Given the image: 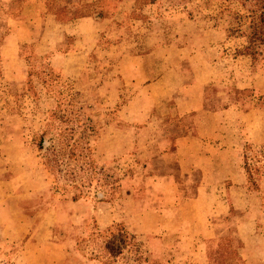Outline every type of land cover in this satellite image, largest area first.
Segmentation results:
<instances>
[{
	"label": "rangeland",
	"instance_id": "obj_1",
	"mask_svg": "<svg viewBox=\"0 0 264 264\" xmlns=\"http://www.w3.org/2000/svg\"><path fill=\"white\" fill-rule=\"evenodd\" d=\"M263 6L0 0L11 238L22 243L23 227L39 243L66 232L76 252L62 263L63 245L36 247L39 262H15L13 249L0 264H264ZM184 152L200 167L181 171ZM204 182L216 183L206 213L203 197L186 204ZM21 197L39 206L16 214ZM207 228L214 237L201 236Z\"/></svg>",
	"mask_w": 264,
	"mask_h": 264
},
{
	"label": "crops",
	"instance_id": "obj_2",
	"mask_svg": "<svg viewBox=\"0 0 264 264\" xmlns=\"http://www.w3.org/2000/svg\"><path fill=\"white\" fill-rule=\"evenodd\" d=\"M71 1H76V0H71ZM184 153L186 155L180 156L179 167L181 168V171L189 172L192 168H195L196 165H197V167H200L198 165V161H195V159L193 158L192 153L190 154V156L188 155L189 153H186V152H184ZM2 167L5 168L6 166L4 164H0L1 169H2ZM3 172H5V170H3ZM0 182L8 184L10 181L7 180V178H2V179H0ZM215 185H216V183H212V182H210V184L207 182L200 183L199 185H197V188H196L197 193H195V195L193 197L188 199L186 204L193 203V205H194V203L197 202V200H201V198L203 197L204 198L203 202H204V206H205V212L204 213H206V210L208 208V206L206 205L207 200L211 199V197H216V192L214 191V189H212L213 186H215ZM41 187H43V186H40L39 188H41ZM0 192H1V190H0ZM4 195H5V192H2V194H0V243L4 244V247H2V244H0V262H3L4 258L8 254L13 252V249H15V252H16L15 256L18 257V260H14L15 262H21V260L27 261V262H34V261L39 262V260H37L38 254H35V252H30V254H28V252L32 248L33 249L35 248V250H36V247L48 248L47 246H49V245H51L53 247H57V246L60 247L61 245H63L64 248H67L69 250V252H67V255L63 256V258L61 260L62 263L63 262H75L74 256L76 255V252H73V249H72L73 244H75V242H73V244H72L69 241L71 239L68 240L66 232H63L59 236V237H62L61 240H52V241L46 242V243H39L33 239L34 233H28L29 231L33 232V230L29 229L28 227L27 228L23 227L20 229V233L22 235H26V233H27L28 236L22 243L17 245L15 243V241L11 238V231H12V228H11L12 227L11 226L12 219H11V217L12 216L11 215L9 216V214L4 213L5 207H3V205H5V201L7 200V197L6 196L4 197ZM20 199H21V201L16 203L17 204L16 210L14 212L16 214H27V213H29L28 209H23L22 207L19 206L20 203L21 204L22 203L32 204L31 209H34L35 205H37V204L39 206V203L35 204L36 201L32 198L21 197ZM29 201H31V203ZM215 207H219V205L217 204ZM214 211H216V210H214ZM217 212H218V209H217ZM76 219H78V222H80L78 216H73L71 221L74 225H76V223H78ZM8 225H9V227H8ZM71 227L72 226H70V228ZM130 232H132V235L135 234L138 238H140L139 236H141V233L134 228H130ZM200 233H201V236L203 238H206V239H209V238H212L215 236L214 231L211 229H208V228L205 230H201ZM164 237L166 240V235L158 237V240L160 241V239H162ZM183 242H185L184 238L180 236L179 241H176L174 244H171L169 246L168 250H172L175 248L177 249V245L179 246ZM187 247H188V244H187ZM24 254H25V257H24ZM27 254H28V256H27ZM168 262H171V261L165 260L163 263L168 264ZM67 264H69V263H67Z\"/></svg>",
	"mask_w": 264,
	"mask_h": 264
},
{
	"label": "trees",
	"instance_id": "obj_3",
	"mask_svg": "<svg viewBox=\"0 0 264 264\" xmlns=\"http://www.w3.org/2000/svg\"><path fill=\"white\" fill-rule=\"evenodd\" d=\"M257 3H263L264 4V0H255ZM264 9V6L262 7ZM260 21H263L264 22V11L262 12V15L260 16ZM256 24V25H255ZM253 32H252V39L249 40V45L246 46V48L249 50V54L251 55H256V54H259V45L257 43V41H261L262 38L260 36V34L262 33L258 28V24L255 22L253 23ZM42 142H43V139H40V141L37 143V148H42ZM125 228H122L120 230V232L122 233H125ZM127 231V230H126ZM97 233H101V231L97 232ZM130 234V233H129ZM131 237L133 238V235L130 234ZM136 260V259H134ZM115 262V261H114Z\"/></svg>",
	"mask_w": 264,
	"mask_h": 264
}]
</instances>
